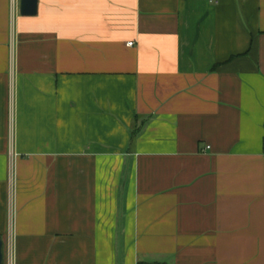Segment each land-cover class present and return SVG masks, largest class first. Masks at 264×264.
I'll use <instances>...</instances> for the list:
<instances>
[{
	"label": "crops",
	"instance_id": "1",
	"mask_svg": "<svg viewBox=\"0 0 264 264\" xmlns=\"http://www.w3.org/2000/svg\"><path fill=\"white\" fill-rule=\"evenodd\" d=\"M21 1L0 0L4 264H264V0Z\"/></svg>",
	"mask_w": 264,
	"mask_h": 264
},
{
	"label": "water",
	"instance_id": "2",
	"mask_svg": "<svg viewBox=\"0 0 264 264\" xmlns=\"http://www.w3.org/2000/svg\"><path fill=\"white\" fill-rule=\"evenodd\" d=\"M38 13V0H22L21 14L26 17L36 16ZM0 264H4V243L0 239Z\"/></svg>",
	"mask_w": 264,
	"mask_h": 264
},
{
	"label": "built area",
	"instance_id": "3",
	"mask_svg": "<svg viewBox=\"0 0 264 264\" xmlns=\"http://www.w3.org/2000/svg\"><path fill=\"white\" fill-rule=\"evenodd\" d=\"M133 45H134V43H129V44H128L129 47H132ZM10 256H11V255H10ZM9 259H10V258H9ZM10 261H11V260H9V262H10Z\"/></svg>",
	"mask_w": 264,
	"mask_h": 264
}]
</instances>
